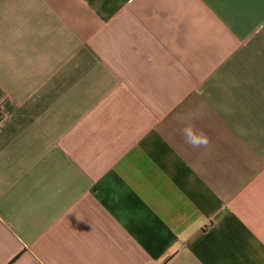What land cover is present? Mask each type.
<instances>
[{"label": "crops", "instance_id": "obj_1", "mask_svg": "<svg viewBox=\"0 0 264 264\" xmlns=\"http://www.w3.org/2000/svg\"><path fill=\"white\" fill-rule=\"evenodd\" d=\"M0 264H264V0H0Z\"/></svg>", "mask_w": 264, "mask_h": 264}, {"label": "clouds", "instance_id": "obj_2", "mask_svg": "<svg viewBox=\"0 0 264 264\" xmlns=\"http://www.w3.org/2000/svg\"><path fill=\"white\" fill-rule=\"evenodd\" d=\"M182 132L186 138L187 143L192 147L199 148L207 146V138L203 133H194L190 126L182 129Z\"/></svg>", "mask_w": 264, "mask_h": 264}]
</instances>
